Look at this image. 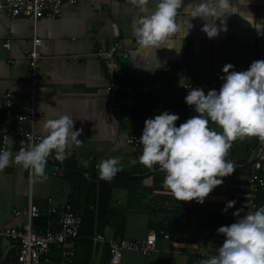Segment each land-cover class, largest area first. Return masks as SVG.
Listing matches in <instances>:
<instances>
[{"label":"crops","instance_id":"1","mask_svg":"<svg viewBox=\"0 0 264 264\" xmlns=\"http://www.w3.org/2000/svg\"><path fill=\"white\" fill-rule=\"evenodd\" d=\"M156 2L150 0V9H155ZM198 2L184 0L177 17L179 30L170 40V49H157L156 54L154 49L141 48L137 43L133 27L138 11L128 0L65 2L60 16L41 18L35 23L26 17L11 18L0 12V129L7 127L2 103L5 93L10 92L15 113L24 114L29 108L27 54L35 37L39 39L37 49L41 58L36 71L39 90L35 95L37 120L33 130L44 137L45 120L67 114L74 120L73 130L81 131L78 139L82 142L68 148L71 155L65 161L70 171L57 168L59 161L54 160L53 150L45 169L48 178L43 182H34L29 170L20 166H9L0 172V228H19L25 224V217L15 213L26 209L29 200L41 210L54 208L58 212L69 204L72 192L69 179H72L82 185L80 191H85L88 199L96 196L100 185H108L112 188L113 207L125 211L120 234L111 225L103 226L101 232L95 230L91 257L83 264H115L105 252L107 247L93 241L97 234L105 239L139 240L149 230L170 233L171 237H157L154 252L147 256L123 251L117 264H200L201 260L218 254L216 249L222 246L225 237L217 229L248 214L247 180L254 162L261 164L259 174L264 179V141L252 137L233 142L225 159L234 162L235 171L222 178L223 184L203 204L176 200L164 187L165 173L159 166L148 169L140 163L142 144L134 151L126 143L131 132L165 111L179 116L176 127L198 115L194 107L188 109L184 104L189 92L181 89L183 84H202L205 94L213 89L219 92L225 64L230 63L234 66L232 70L241 72L253 61L264 60V0H233L237 14L228 16L227 32H220L211 40L201 31L204 21L189 15V4ZM215 23L219 28L220 21ZM8 41L10 47L6 49ZM116 41H121L128 50L127 59L118 58L120 81L135 89L154 84L158 88L148 93L135 90L129 104L109 117L108 76L103 59L95 53ZM182 67L189 72H181ZM151 108L154 115L149 114ZM21 127L30 129L27 122ZM208 127L222 132L210 120ZM11 138L14 150L19 138ZM112 157L120 158L123 170L112 181H103L97 166ZM78 199L75 197L74 201ZM257 200L264 203V189ZM230 201L235 202L234 207L224 212ZM84 208L79 207L77 213L83 215ZM237 210H241L239 217L234 216ZM41 219L44 224L37 223ZM37 220L33 222L35 227L47 222L46 217ZM49 220L56 226L57 213ZM17 251L14 241L0 239V264H14ZM50 258L54 264H60L56 249H50ZM79 263V259H72V264Z\"/></svg>","mask_w":264,"mask_h":264},{"label":"clouds","instance_id":"2","mask_svg":"<svg viewBox=\"0 0 264 264\" xmlns=\"http://www.w3.org/2000/svg\"><path fill=\"white\" fill-rule=\"evenodd\" d=\"M128 2L138 11L133 35L139 46L154 49L155 54L157 49H170V40L179 30L177 17L184 0H157L154 10L149 7L150 0ZM188 7L192 19L204 21L201 31L210 40L220 32H227L228 16L237 14L233 0H199ZM216 20L220 21L219 28ZM233 68L230 63L224 65L219 92L189 91L185 103L194 107L198 115L179 127L175 126L179 116L167 111L145 121L139 139L143 146L140 163L148 169L159 166L165 173L164 187L180 202L203 204L223 184L222 178L234 173V162L225 158L237 139L256 137L264 141V60L253 61L246 71L237 72ZM209 120L222 132L210 130ZM44 127L47 134L38 143L21 147L15 155L11 150L12 138L5 136L3 143L8 147L0 149V172L9 166H20L29 170L34 182H43L48 178L45 169L53 150L54 160L62 164L71 155L69 146L82 143L78 139L81 131L73 130L70 115L46 119ZM119 165V157L102 160L97 166L100 179L112 181L123 170ZM234 205V201L228 202L224 212ZM240 212L237 210L234 216L239 217ZM217 232L225 237L222 246L216 249L218 254L201 260L200 264H264V207L243 215L229 226H221Z\"/></svg>","mask_w":264,"mask_h":264},{"label":"built area","instance_id":"3","mask_svg":"<svg viewBox=\"0 0 264 264\" xmlns=\"http://www.w3.org/2000/svg\"><path fill=\"white\" fill-rule=\"evenodd\" d=\"M74 0H0V12L5 13L11 18L26 17L33 23L41 18L54 19L60 16L62 6L65 2ZM39 39L33 38L31 48L27 54L28 59V82L30 84L29 108L24 113H15L12 111V101L10 92L5 93L2 103L5 109L7 127L0 129V149L8 147L4 145L5 136L18 137L19 143L16 149L12 150L15 155L21 147H28L38 143L43 135L33 130L34 123L37 120L35 113L36 93L39 90L37 78V65L41 58L38 47ZM4 47H10L8 41ZM95 56L102 58L105 71L108 76L107 84V113L111 115L120 111L129 104V99L135 92L148 93L158 88L154 84L151 87L139 86L136 89L122 83L119 78L118 58L127 59L128 50L121 41L112 42L107 47L99 49ZM192 71L197 72L196 69ZM181 72L187 73V68L181 69ZM191 89H204L200 84L182 85V90L189 92ZM27 122L29 130H23L21 124ZM144 125L131 132L126 138V143L132 150L136 151L142 136ZM212 130V128H210ZM261 164L254 162L251 165L247 184L249 195L246 200L248 214L264 207V203L257 200L258 194L264 189V179L259 172ZM57 213L58 220L56 226H53L49 217ZM15 215H23L26 219L25 224L19 228H0V239L11 240L17 244V255L14 264H54L50 258V249L58 251L60 264H72L74 256V244L79 238V228L81 225V215L77 213L70 204H65L58 212L54 208L39 209L29 200L26 209L17 211ZM40 217H46L47 222L44 226L35 227L33 222ZM157 237L170 239V233L163 231L149 230L146 237L139 240H129L125 238L105 239L102 235L94 236L93 241L108 248L110 260L118 263L123 251H135L144 256L154 252L155 241ZM2 256L0 254V260Z\"/></svg>","mask_w":264,"mask_h":264},{"label":"trees","instance_id":"4","mask_svg":"<svg viewBox=\"0 0 264 264\" xmlns=\"http://www.w3.org/2000/svg\"><path fill=\"white\" fill-rule=\"evenodd\" d=\"M184 104L186 107L188 106L186 103ZM191 108L193 107L188 106V109ZM150 110H153V108L149 109V114L154 115L155 111H152L150 113ZM57 168L63 171L71 170L69 163H67L66 161L62 164L59 162ZM69 182L71 183L72 186V192L70 194L69 204L74 206L76 208L75 210H77L79 207L82 208L85 207L83 211V215H81L79 238L76 242L75 253L73 256L74 260L79 259L80 260L79 264H83L87 262L91 257V252L93 249L92 236L95 230L96 232H101L103 226L111 225L112 228L115 229V232L120 234L119 230H122L123 228L125 211L117 206L113 207V201L111 199L112 188L109 187L108 185L105 186L104 184L100 185L96 196L94 198L88 199L86 198V196L88 197L87 193L85 191L83 192L80 191L82 185H79L72 179H69ZM75 197L79 198L77 200L78 202L74 201ZM37 223L44 224L45 220L44 219L37 220ZM105 252L107 253V256H109L108 248L105 249ZM78 253H81L82 256L78 257Z\"/></svg>","mask_w":264,"mask_h":264}]
</instances>
